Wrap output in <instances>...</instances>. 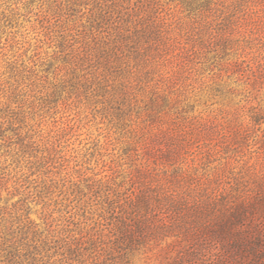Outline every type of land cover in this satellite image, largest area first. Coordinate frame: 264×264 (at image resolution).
Returning a JSON list of instances; mask_svg holds the SVG:
<instances>
[{
  "label": "rangeland",
  "instance_id": "rangeland-1",
  "mask_svg": "<svg viewBox=\"0 0 264 264\" xmlns=\"http://www.w3.org/2000/svg\"><path fill=\"white\" fill-rule=\"evenodd\" d=\"M176 168L264 185V0H0V264H121L112 201Z\"/></svg>",
  "mask_w": 264,
  "mask_h": 264
},
{
  "label": "trees",
  "instance_id": "trees-1",
  "mask_svg": "<svg viewBox=\"0 0 264 264\" xmlns=\"http://www.w3.org/2000/svg\"><path fill=\"white\" fill-rule=\"evenodd\" d=\"M143 35L125 37L139 44ZM131 180L135 187L111 209V247L121 264L168 238L176 250L169 264H264L263 184L226 188L181 168L161 177L140 170Z\"/></svg>",
  "mask_w": 264,
  "mask_h": 264
}]
</instances>
